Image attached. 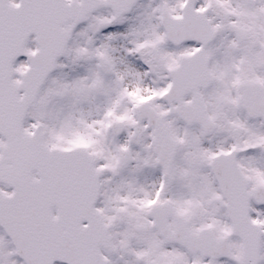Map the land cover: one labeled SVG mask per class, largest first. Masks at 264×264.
Here are the masks:
<instances>
[{
	"label": "snow or ice",
	"instance_id": "obj_1",
	"mask_svg": "<svg viewBox=\"0 0 264 264\" xmlns=\"http://www.w3.org/2000/svg\"><path fill=\"white\" fill-rule=\"evenodd\" d=\"M0 264H264V0H0Z\"/></svg>",
	"mask_w": 264,
	"mask_h": 264
}]
</instances>
